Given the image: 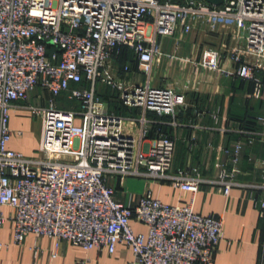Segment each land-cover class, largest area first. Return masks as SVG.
Wrapping results in <instances>:
<instances>
[{
  "label": "built area",
  "instance_id": "2783aa9c",
  "mask_svg": "<svg viewBox=\"0 0 264 264\" xmlns=\"http://www.w3.org/2000/svg\"><path fill=\"white\" fill-rule=\"evenodd\" d=\"M198 23L211 29L234 25L231 71L223 70V55L215 48L204 50L201 66L252 83L260 99L264 0H224L220 6L205 0H0V229L11 221L16 245L34 234L52 239L55 247L67 241L109 254L124 245L134 257L130 264H214L222 219L195 213L194 198L171 205L146 193L135 207L125 206L108 184L110 175L134 176L169 180L193 197L199 192L200 170L170 174L174 141L160 130L150 139L146 126L147 114L175 121L188 106L176 83L151 85L157 38L178 30L188 34ZM124 48L133 52L146 84L117 74L115 59ZM130 71L124 66V73ZM83 83L87 87H79ZM99 84L116 90L122 106L142 110L138 136L125 132L128 119L110 113L97 93ZM38 87L51 98L47 108H29L42 122L38 157L29 159L9 147L10 118L16 103ZM62 95L79 109L56 108ZM256 120L264 125V116ZM222 151L229 161L216 167L228 196L241 173L242 144ZM5 207L12 209L9 217ZM260 208L264 218V201ZM134 221L146 225L147 233H136Z\"/></svg>",
  "mask_w": 264,
  "mask_h": 264
},
{
  "label": "crops",
  "instance_id": "0c3cea01",
  "mask_svg": "<svg viewBox=\"0 0 264 264\" xmlns=\"http://www.w3.org/2000/svg\"><path fill=\"white\" fill-rule=\"evenodd\" d=\"M233 33L232 24L222 23L211 29L198 23L188 34L178 30L171 37L157 38L160 52L154 59L151 85L161 87L176 83L186 94L188 106L175 121L170 117L161 119L147 114L146 126L150 130V139L156 138L160 130L174 141L170 174L179 169L196 167L200 170L199 192L193 197L175 188L169 180L134 176L122 180L118 175H110L108 184L115 189L114 199L125 206L135 207L146 193L171 205L188 203L194 198L195 213L214 216L223 222V239L215 253L214 264H259L264 254V218L260 208L264 201V170L261 166L264 162V125L256 119L264 116V92L260 99L255 98L252 83L201 66L204 50L215 48L223 55V70L231 71L229 51ZM131 57V51L124 48L115 59L117 74L122 73ZM133 63L137 66L136 59ZM134 71L129 80L146 84L147 78L138 69ZM79 87L87 86L83 83ZM108 88L103 84L97 86L98 95L109 101L111 114L128 119L125 132L138 136L142 110L119 108V98ZM50 98V93L38 87L29 94L27 101L16 103L11 111L10 127L14 135L9 147L29 159L38 157L41 138V129L28 137V116L32 115L29 108H47ZM66 101V95L58 97L56 108L79 109L75 102ZM197 112L201 115L197 116ZM224 121L226 128L222 127ZM237 142L242 144L241 173L233 178L230 194L226 196L216 165L228 163L230 157L222 149H232ZM3 212L9 217L12 209L5 207ZM132 225L136 233H147L146 225L137 221ZM0 244L3 245L0 247V264H130L134 258L124 245L109 254L104 250L86 251L67 241L55 247L52 239L34 234L27 235L21 245H16L11 221L0 229Z\"/></svg>",
  "mask_w": 264,
  "mask_h": 264
},
{
  "label": "rangeland",
  "instance_id": "374dc122",
  "mask_svg": "<svg viewBox=\"0 0 264 264\" xmlns=\"http://www.w3.org/2000/svg\"><path fill=\"white\" fill-rule=\"evenodd\" d=\"M131 51V50H130ZM131 53H132V56H133V58L131 57L130 58V60H128L129 61V63L127 64L129 67H130V72L129 73H124L123 71H122V73L120 74V76H121V78L123 79V80H127V81H130L129 80V78H130V76L131 75H133L134 74V70H135V68L136 69H138V71L140 72V70H139V68H138V64H137V66L136 65H134V63H133V61H134V54H133V52L131 51ZM133 68V69H132ZM98 86H100V84L98 85ZM108 90L112 93V95H114V96H116V97H118L119 98V93L116 91V90H114V89H111V88H108ZM111 93H110V95H111ZM69 101H66V103H68ZM70 103H72V102H70ZM121 101H120V99H119V107H122V108H124V106H122L121 104ZM34 104V103H33ZM78 109V108H77ZM28 119H29V126H28V137L30 138V137H33V135L34 134H36V132L39 130V129H41V124H42V122H41V118L40 117H36V116H34V115H29L28 116Z\"/></svg>",
  "mask_w": 264,
  "mask_h": 264
},
{
  "label": "water",
  "instance_id": "95a60500",
  "mask_svg": "<svg viewBox=\"0 0 264 264\" xmlns=\"http://www.w3.org/2000/svg\"><path fill=\"white\" fill-rule=\"evenodd\" d=\"M173 1H177V0H173ZM205 1L214 6H220L224 2V0H205Z\"/></svg>",
  "mask_w": 264,
  "mask_h": 264
},
{
  "label": "trees",
  "instance_id": "16d2710c",
  "mask_svg": "<svg viewBox=\"0 0 264 264\" xmlns=\"http://www.w3.org/2000/svg\"><path fill=\"white\" fill-rule=\"evenodd\" d=\"M109 103V101H107ZM109 106H110V103H109ZM119 108H122V107H119Z\"/></svg>",
  "mask_w": 264,
  "mask_h": 264
}]
</instances>
